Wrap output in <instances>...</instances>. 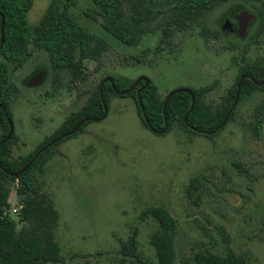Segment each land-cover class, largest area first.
<instances>
[{"label":"rangeland","instance_id":"rangeland-1","mask_svg":"<svg viewBox=\"0 0 264 264\" xmlns=\"http://www.w3.org/2000/svg\"><path fill=\"white\" fill-rule=\"evenodd\" d=\"M49 2L34 0L30 23L39 20ZM228 7L214 9L204 27L197 23L173 36L170 32L172 37L161 44L157 19L136 44H128L104 30L92 0H76L73 13L105 40L106 53L84 61L83 77L70 82L56 78L45 49L30 46L23 67L15 68L4 85L16 136L12 154L27 157L59 133L113 76L134 83L148 78L162 99L176 88L214 84L204 102L214 107L225 104L243 64L264 63V35L258 43L241 42L223 32L222 23L237 20L246 10ZM231 29L238 31V25ZM240 45L248 47L245 58ZM41 70L43 85L24 86L29 85L28 74ZM263 99L264 92L256 90L209 138L186 131L181 124L167 133L155 132L142 121L132 97L114 94L106 116L92 120L76 136H64L46 164L39 195L53 207L54 240L60 246L58 262L51 264H138L126 252L134 235L138 251L158 262L151 235L159 223L143 214L158 205H165L177 220L175 264H194V255L201 250L233 251L251 264H264V114L255 111ZM252 122L261 124L258 134L251 129ZM2 135L0 128V142ZM196 177L202 183L190 191ZM18 187L17 178L9 206L17 212L8 215L20 230L26 223L21 220Z\"/></svg>","mask_w":264,"mask_h":264},{"label":"trees","instance_id":"trees-1","mask_svg":"<svg viewBox=\"0 0 264 264\" xmlns=\"http://www.w3.org/2000/svg\"><path fill=\"white\" fill-rule=\"evenodd\" d=\"M75 1L50 0L39 20L30 23L28 14L34 0H0V83L2 85L0 86V103L7 107L10 117L12 114L3 98L7 91L4 85L10 73L21 66L31 54L32 44L49 53L56 78L67 79L70 82H76L83 77L84 61L100 59L106 53L105 40L85 27L73 13L72 7ZM92 2L96 14L102 20L101 25L104 30L128 44H136L144 34L152 30L149 25L157 19L156 26L162 31L160 44L175 35V31H182L187 26L198 23L204 27L207 15L222 5H228V9L232 6L245 8L256 14V18L248 27L246 37L240 38L234 35L235 38L241 42L252 40L258 43L264 35V0H92ZM225 12L226 16L228 10ZM239 48H241L242 57L245 58L248 47L240 45ZM243 75L247 77L242 80L238 101L230 114L232 118L237 104L249 98L256 90L264 92V84L259 85L255 82L264 80V63H244L237 84L226 96L225 104L216 107L204 102L203 99L214 84L199 88H176L171 92L172 95L165 108L166 100L171 93L162 99L153 81L146 86V81L141 80L133 87V81L113 76L111 77L113 82L106 81L102 89L95 91L88 103L69 118L59 133L48 137L27 157L16 158L12 154V145L16 141V136L13 134L0 146V264L58 262L60 246L54 240L53 233L55 212L50 202L39 195V191L46 175V164L53 156L51 151L65 138L45 148L18 177L13 174L21 172L44 146L72 131L78 121L102 117L105 113L103 100L109 107L112 96L116 94L114 89L123 92L132 88L124 96L134 99L138 113L146 126L148 123L144 117L140 99L147 118L155 130L167 133L181 124L186 131L195 134L205 133L207 137L213 138L217 134L215 130L224 125V120L237 96L238 81ZM177 89L180 90L175 91ZM193 97L195 104L192 107ZM255 111L258 114H264V99ZM90 122L87 119L72 136L78 135ZM0 128L3 132V140L9 134L10 124L1 107ZM251 129L258 134L261 124L252 122ZM211 131L215 132L207 134ZM17 178L18 192L23 204L21 220L26 223L20 230H17L14 218L5 214V210L10 206L11 185ZM201 183L200 177L194 178L190 191L199 187ZM143 214L154 218L159 223L158 229L151 235V244L155 249L158 262L144 257L138 251L139 241L136 235L128 240L126 252L134 256L138 264H175L177 220L165 205L148 207ZM194 264L251 263L233 251L219 254L210 250H201L194 255Z\"/></svg>","mask_w":264,"mask_h":264},{"label":"water","instance_id":"water-1","mask_svg":"<svg viewBox=\"0 0 264 264\" xmlns=\"http://www.w3.org/2000/svg\"><path fill=\"white\" fill-rule=\"evenodd\" d=\"M256 18V14H254V13H252V12H250V11H248V10H243V11H241L240 12V14H238L237 15V20H238V36L240 37V38H243V37H245L246 35H247V32H248V27H249V25H250V22L252 21V20H254ZM3 21V20H2ZM231 25V22H230V20H227V21H225L224 23H223V29H227L229 26ZM3 41H4V39H3ZM44 75H45V72H41L40 74H38L37 75V77H36V81H42V79H43V77H44ZM245 77H247V75H243L241 78H240V80H239V84H238V89H237V96H236V99H235V101H234V103H233V105L231 106V108H230V110H229V112H228V115H227V117H226V119L224 120V123L223 124H225L226 122H227V120H228V118L230 117V114H231V111H232V109H233V107H234V105L237 103V101H238V98H239V94H240V87H241V83H242V80L245 78ZM107 80H110L111 82H113V79L111 78V77H109V78H106L105 80H104V82L105 81H107ZM141 80H145L146 81V86L148 85V84H150V80L148 79V78H142V79H140V80H138L137 82H135L134 83V85H133V87L134 86H136ZM103 82V83H104ZM257 84H259V85H263L264 84V80L263 81H255ZM132 89V88H131ZM131 89H129V90H127V91H123V92H119L118 91V94H126L127 92H129ZM178 90H180V89H177V90H175V91H178ZM185 90H189L188 88H185ZM193 94V93H192ZM172 95V93L168 96V98H167V100H166V103H165V108H166V106H167V103H168V100H169V97ZM103 103H104V106H105V113H104V115L101 117V118H104L105 116H106V114L108 113V106H107V104H106V102H105V100H103ZM140 103H141V108H142V110H143V114H144V117H145V119H146V121H147V123H148V125H149V127L153 130V131H155V132H158V133H163L164 131H157V130H155L152 126H151V124H150V121H149V119L147 118V115H146V112H145V108H144V105H143V103H142V101H141V99H140ZM194 104H195V99H194V97H193V105H192V107L194 106ZM2 107L6 110V108L2 105ZM87 119H91V120H93V119H96V118H87ZM87 119H84V120H81L80 122H79V124L72 130V131H70V132H67V133H65V134H63V135H61V136H59L58 138H56L55 140H53L52 142H50L49 144H47L46 146H44L35 156H34V158L31 160V162L21 171V172H19V173H14L13 175H15L16 177H18L19 175H20V173H22L23 171H25L30 165H31V163L34 161V159L45 149V148H47L48 146H50L51 144H53L54 142H56V141H58L59 139H61V138H63L64 136H67V135H69V134H72V133H74V132H76L77 130H78V128L81 126V124L85 121V120H87ZM8 120H9V124H10V131H9V134L0 142V146H1V144L2 143H4L5 141H7L9 138H11V136H12V134H13V130H14V125H13V122H12V119L11 118H8ZM220 127H218V129H219ZM216 131V130H215ZM215 131H211V132H207V134H210V133H213V132H215Z\"/></svg>","mask_w":264,"mask_h":264},{"label":"flooded vegetation","instance_id":"flooded-vegetation-1","mask_svg":"<svg viewBox=\"0 0 264 264\" xmlns=\"http://www.w3.org/2000/svg\"><path fill=\"white\" fill-rule=\"evenodd\" d=\"M230 22H231V25H230L227 29H223V27H222L223 32H229L230 34H234V35H237V36H238L237 31H231V30H232V29H231L232 27H236V26L238 25V21L236 20V18H234V19H233V18H230ZM222 26H223V23H222ZM24 63H25V62H24ZM24 63H23L21 66L17 67V68H21V67H23ZM13 71H14V70H13ZM13 71L10 73V75L13 73ZM43 71H44V70H41V71H39V72H35V73H33V74L30 73L31 75L28 74L27 77H29V78H28L29 85H28L27 83H24V86H28V88H38V87H40L41 85H43L42 81H41V82H40V81H36V77H37V75L40 74V73L43 72ZM29 75H30V76H29ZM27 77H26V78H27ZM26 78H25V79H26ZM107 81H110V80H107ZM35 82H36L37 84H34ZM105 82H106V81H105ZM105 82H104V83H105ZM110 82H111V81H110ZM104 83H103V84H104ZM103 84H102V86H103ZM8 86H16V85L14 84V82H9ZM102 86L100 87V89H102ZM113 88H114V86H113ZM114 91H115V93H118V90H117V89H114ZM2 105H3V104L0 103V107H1V108H3ZM3 106L6 108V110L3 108L4 111H5V113H6V116H7L8 118H11V119H12V116H11V117L9 116V113H8V111H7V107H6L5 105H3ZM10 112H11V111H10ZM11 114H12V112H11ZM99 119H101V117H100V118H97V119H93V120H99ZM88 120L92 121L91 119H88ZM85 121H86V120H85ZM85 121H84V122H85ZM84 122H83V123H84ZM83 123H82V124H83ZM82 124H81V125H82ZM88 125H89V124H88ZM85 127H86V126H85ZM85 127H84V128H85ZM84 128H83V129H84ZM83 129H82V130H83ZM82 130H81V131H82ZM12 135H13V134H12ZM57 138H58V137H57ZM54 140H55V139H54ZM59 140H60V139H59ZM56 142H57V141H56ZM54 143H55V142H54Z\"/></svg>","mask_w":264,"mask_h":264},{"label":"built area","instance_id":"built-area-1","mask_svg":"<svg viewBox=\"0 0 264 264\" xmlns=\"http://www.w3.org/2000/svg\"><path fill=\"white\" fill-rule=\"evenodd\" d=\"M12 212H17L16 208L9 207L5 210V214H11Z\"/></svg>","mask_w":264,"mask_h":264}]
</instances>
